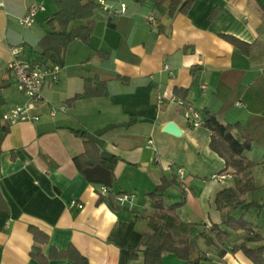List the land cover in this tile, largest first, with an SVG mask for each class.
<instances>
[{
    "label": "crops",
    "instance_id": "crops-1",
    "mask_svg": "<svg viewBox=\"0 0 264 264\" xmlns=\"http://www.w3.org/2000/svg\"><path fill=\"white\" fill-rule=\"evenodd\" d=\"M55 1L0 0V134L5 129L0 193L7 206L0 208V264H42L34 257L37 247L47 256L51 247L64 251L69 246L88 264H143L141 256L130 259L129 251L148 230L153 209L146 193L162 176L177 183L167 188L164 204L184 199L175 233L188 239L190 262L165 253L161 264H253L238 248L244 230L221 226L214 201L218 191L233 187V178L218 182L211 176L230 169L224 170V159L208 146L211 132L203 125L191 127L183 111L197 109L204 120L207 111L222 123H240L253 144L245 156L257 163L247 170L255 189L242 198L264 203V0H192L186 14L172 16L165 11L169 0L162 10L152 0H124L127 14L119 18L97 8L90 40L69 43L58 81L42 86L44 98L62 110L52 116L43 107L38 120L9 124L4 112L26 102L8 75L10 47L20 45L21 58L39 61L35 48L56 11ZM31 3L43 9L27 28L19 19ZM151 14L155 25L148 21ZM85 78L105 80L108 95L67 106L65 100L82 91ZM175 87L187 89L182 106L175 101ZM168 122L179 135L163 130ZM110 124L117 126L101 139L105 150L119 157L113 186L106 190L116 209L108 201L97 202L101 186L88 182L74 165L83 146L68 130L94 133ZM179 166L182 182L175 173ZM122 194L128 195L124 205L117 200ZM71 200L83 208L69 207ZM214 224L228 234L218 235ZM29 225L45 232L48 242H34ZM257 232L264 238V223ZM44 264L74 262L52 258Z\"/></svg>",
    "mask_w": 264,
    "mask_h": 264
},
{
    "label": "trees",
    "instance_id": "trees-1",
    "mask_svg": "<svg viewBox=\"0 0 264 264\" xmlns=\"http://www.w3.org/2000/svg\"><path fill=\"white\" fill-rule=\"evenodd\" d=\"M154 6L162 10L164 0H152ZM56 11L46 21V32L38 40L35 52L39 55V61L43 63H57L61 66L63 62V53L72 41H81L87 43L93 32L95 23L90 18L98 8L95 0H57ZM192 4V0H169L165 11L172 16L177 12L186 14ZM76 20H86V22L71 25ZM235 44H239L235 41ZM239 46L245 47L240 43ZM115 78L127 82L125 77L116 75ZM107 83L105 80H96L94 78H85L83 88L80 93L65 100L67 106H72L75 101L82 98L107 96ZM174 95L179 99L185 100L188 96L187 89L175 87ZM205 118L202 125L211 132L208 146L221 158L224 159L225 169H230L233 178V187L218 191L214 196L217 209L221 213L220 225L238 231L243 229L244 234L241 237L242 243L238 248L242 250L252 261L253 264H264V243L256 248L247 246L248 242L263 241L264 238L248 222L243 215L236 218L230 213L232 209H248L251 205H259L255 201L246 203L242 195L255 189L251 178L247 175V170L251 169L257 163L245 156V153L252 149V138H248L241 128L240 123H222L221 119L212 113L205 112ZM134 119H130L125 125H130ZM117 125L110 124L89 133L82 129L68 128V130L82 142V152L74 157V165L82 176L90 183L111 188L114 183V169L119 161V157L105 150L102 135L109 129ZM5 129L0 134V152L1 141ZM177 184L171 178L162 176L160 183L146 193L151 200L152 213L148 216V230L142 234L139 246L129 251L130 259L142 257L143 264H161L162 256L165 253H172L176 257L190 262L189 242L187 238L177 237L175 228L179 221L176 214L177 209L184 204V199L169 205L164 204L166 190L168 187ZM107 189V190H108ZM108 201L113 209V195L108 193L103 195L98 193L97 202ZM0 208L6 209V203L0 193ZM213 230H217L218 235H227L226 231L220 229L219 225L214 224ZM29 232L36 243L45 244L48 242V235L34 225L28 226ZM36 248V246H35ZM34 257L38 262L44 264L52 258H69L74 264H88L86 257L81 255L75 248L69 246L64 251H58L51 247L47 256H44L39 248H36Z\"/></svg>",
    "mask_w": 264,
    "mask_h": 264
},
{
    "label": "built area",
    "instance_id": "built-area-1",
    "mask_svg": "<svg viewBox=\"0 0 264 264\" xmlns=\"http://www.w3.org/2000/svg\"><path fill=\"white\" fill-rule=\"evenodd\" d=\"M95 3L109 18H119L127 14L128 6L124 0H95ZM40 9H43L40 4L31 3L25 15L19 19V23L28 28L34 22L36 13ZM148 21L151 25L157 24V20L152 14L148 17ZM22 50L23 47L20 45L10 47L12 60L8 63L7 70L15 89L25 96L26 102L15 105L9 111L4 112L2 119L9 124L19 121L38 120L40 114L37 111L43 107L49 108V114L52 116L55 115L57 110H62V107L58 108L54 106L42 95L44 83H55L58 81L60 65L57 63H43L41 61L23 59L21 58ZM163 68L172 74V70L168 64H164ZM201 88L205 90L206 86L202 85ZM175 101L178 105L182 106L184 104V101L181 99H175ZM183 116L193 128L201 126L204 122L200 111L197 109L185 108ZM175 173L176 177L182 182L184 169L179 166L176 168ZM227 177L231 178V173L213 174L211 180L224 182ZM106 190L105 186H101L99 193L103 195L107 194ZM117 200L119 204L124 205L128 201V195H118ZM82 205V203L76 200H71L68 206L82 209Z\"/></svg>",
    "mask_w": 264,
    "mask_h": 264
},
{
    "label": "rangeland",
    "instance_id": "rangeland-1",
    "mask_svg": "<svg viewBox=\"0 0 264 264\" xmlns=\"http://www.w3.org/2000/svg\"><path fill=\"white\" fill-rule=\"evenodd\" d=\"M251 201V200H250ZM259 205H251L248 209H242L236 208L232 209L231 215L233 217L239 218L241 215L244 216V218L254 226L255 229H259L262 224L264 223V215L262 214V211H264V203H260L258 200H254ZM254 201H251L249 203H253ZM247 203V202H246ZM240 213L238 214V212ZM242 211V212H241ZM261 211V212H260ZM241 214V215H240Z\"/></svg>",
    "mask_w": 264,
    "mask_h": 264
},
{
    "label": "water",
    "instance_id": "water-1",
    "mask_svg": "<svg viewBox=\"0 0 264 264\" xmlns=\"http://www.w3.org/2000/svg\"><path fill=\"white\" fill-rule=\"evenodd\" d=\"M264 115V113H263ZM163 130L173 134V135H179L180 134V131L178 129V127L173 123V122H168L164 127H163Z\"/></svg>",
    "mask_w": 264,
    "mask_h": 264
}]
</instances>
